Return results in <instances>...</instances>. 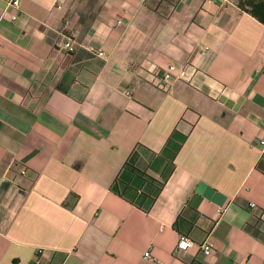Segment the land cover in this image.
Instances as JSON below:
<instances>
[{
  "label": "crops",
  "instance_id": "1",
  "mask_svg": "<svg viewBox=\"0 0 264 264\" xmlns=\"http://www.w3.org/2000/svg\"><path fill=\"white\" fill-rule=\"evenodd\" d=\"M227 1L0 18V264H264V24Z\"/></svg>",
  "mask_w": 264,
  "mask_h": 264
},
{
  "label": "built area",
  "instance_id": "2",
  "mask_svg": "<svg viewBox=\"0 0 264 264\" xmlns=\"http://www.w3.org/2000/svg\"><path fill=\"white\" fill-rule=\"evenodd\" d=\"M4 1H5V5L3 8L0 9L1 10L0 18L2 19L5 14L11 13L12 20L15 21L18 18L20 0H4ZM210 1L214 2L215 0H210ZM223 3H228V1L223 0ZM1 46H2V42L0 41V58L2 57ZM65 47L71 52L75 51L74 44L70 40L66 43ZM89 51L95 52L92 47H89ZM95 53L100 58L107 57L105 51L99 50V51H96ZM187 76H188V73L185 68L183 69L178 68L176 65L172 64L169 66L168 70L164 74L161 82L159 83V87L161 90L165 92L169 91L175 82L184 81L187 79ZM218 212L221 213L222 210H219ZM193 246H195V243L193 241L189 240L186 237H182L178 243V250L182 252H187ZM201 248H202V252L205 255H209L212 253V245H210L208 242L203 243ZM145 257L150 258L151 256L149 253H146Z\"/></svg>",
  "mask_w": 264,
  "mask_h": 264
},
{
  "label": "trees",
  "instance_id": "3",
  "mask_svg": "<svg viewBox=\"0 0 264 264\" xmlns=\"http://www.w3.org/2000/svg\"><path fill=\"white\" fill-rule=\"evenodd\" d=\"M238 5L242 10L264 24V0H238ZM250 231L256 236L263 237L257 229H250Z\"/></svg>",
  "mask_w": 264,
  "mask_h": 264
}]
</instances>
